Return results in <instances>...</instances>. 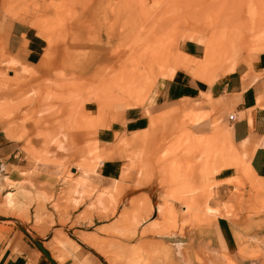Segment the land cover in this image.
<instances>
[{
	"label": "rangeland",
	"instance_id": "1",
	"mask_svg": "<svg viewBox=\"0 0 264 264\" xmlns=\"http://www.w3.org/2000/svg\"><path fill=\"white\" fill-rule=\"evenodd\" d=\"M0 8L8 16L25 19L42 33L47 42V61H44L47 63L39 72L32 73L29 79L5 83L4 87L10 88L9 96L17 101V105L7 116H0L4 132L6 134L8 128L16 131L20 135L21 151L33 161L35 153L32 149L40 147L43 142V139H34L35 130L46 127L53 130L64 147L56 149L54 143L46 146L48 156L60 160L61 164L47 162L33 169L32 177H38L36 186L26 178L28 174L19 178L22 174L10 171L9 166L4 165L11 180H20L22 186L35 189L37 194L30 204L25 202L23 210H16L7 207L3 196L8 189L4 187L0 192L2 229L9 226L20 231L19 226L27 230L25 226L30 225L31 229L37 230L39 226L54 225L60 227L54 230L56 235L61 233L70 237L62 229L68 217L61 201L72 207L81 205L79 214L82 217L96 211L98 216L102 214L103 220H110L97 228V235L106 240L122 241V245L117 242L126 248L122 254L116 252L107 256L95 249L109 264H135L137 259L131 249L144 242L146 232H154L163 239L164 244L159 240L147 242L157 254L155 264H168L173 249L181 244L180 247L189 249L196 260H202L201 253L216 249L199 242L197 254L184 241L193 237L190 230L208 226L221 216L232 224L237 244L234 253L228 255L248 259L246 251L253 246L250 240L264 238V233L250 236L245 233L251 230L264 232V217L258 215L264 212V182L253 174L247 155L233 144L216 114L210 117L209 111L181 114V120L171 124L169 134L158 130L154 135L156 125L164 118L162 115L151 117L147 135L145 130L134 138H118L115 145L125 147L133 142H143L146 136L139 153L129 155L143 164L137 172L143 175V183L153 182L150 190L157 200L153 198L151 203L140 198L126 201L125 197L118 202L124 189L119 181H112L110 186L101 189L89 184L96 165L109 156L105 153L89 157L88 154L94 151L95 131L114 120V112L149 103L157 82L167 78L169 72L180 70L194 80L210 85L220 75L232 71L238 60H245L252 54L246 55V52L264 51V0H0ZM248 22H252L255 32L251 28L252 32L246 33L244 38L235 39L236 33L227 36L229 30ZM225 37L230 40L225 57L210 58L209 67L205 68L197 63L187 66L191 57L203 58L202 46H213L218 38ZM182 41L196 44L192 47L194 57L184 51L181 53ZM0 75L4 77L6 74ZM33 86L38 88L36 92L31 91ZM210 108L211 111L215 109L213 100ZM188 114L201 117V121L208 117L207 132L193 134L190 128H196L201 121L190 120ZM75 147L82 152L79 156ZM190 147L193 152L188 153ZM133 163L130 158L124 168ZM223 169H231L227 172L234 173L221 180L232 184L234 191L243 184L248 186L245 211L254 219H238L235 204L215 200L213 188L220 181H215L214 176ZM0 184L5 186L2 179ZM41 188H48L50 192ZM210 198L214 199L216 209L204 212L203 205ZM161 199H168L173 214L165 213L159 218L154 213ZM118 203L128 205L117 214ZM151 212L154 218H149ZM133 215L145 217L139 224L147 223L142 230L139 225L131 223ZM156 219L160 226L150 231V223ZM110 226L117 227L121 234L100 231ZM75 234L86 243L83 240L85 235L96 233ZM69 237L72 249H75L77 244ZM260 261L264 263V258L257 262Z\"/></svg>",
	"mask_w": 264,
	"mask_h": 264
},
{
	"label": "crops",
	"instance_id": "2",
	"mask_svg": "<svg viewBox=\"0 0 264 264\" xmlns=\"http://www.w3.org/2000/svg\"><path fill=\"white\" fill-rule=\"evenodd\" d=\"M195 46L196 44L191 41H182L181 43L182 51L189 54H192ZM46 49L47 42L42 33L32 28L25 19L8 16L0 8V73L6 74L4 77L0 75L1 82L10 83L21 78L29 79L32 73L39 72L47 63L44 62L47 61L45 59ZM246 53V55L252 54L245 60H238L232 71L219 76L210 85L194 80L188 74L177 70L170 77L157 82L149 103L125 107L114 112L115 119L110 121L107 126L99 127L93 136L94 151L88 154L89 157L105 153L109 157L100 160V163L96 165L94 173L90 175L89 184L101 189L110 186L112 181H119L124 189L119 194L118 202L123 197L126 201L139 198L148 199L150 203L153 198L156 201L157 196H153L150 190L153 182L143 183V175L137 173L143 164L139 163L138 158L129 155L133 152L139 153L141 147L145 145L146 136L143 142H133L125 147H117L115 143L120 137L134 138L141 131L146 130L147 135L151 117L162 115L163 117H161L164 118L156 125L153 135L158 130L169 134L171 124L180 121L181 114L183 116L188 112L199 114L208 111V117L216 114L220 123L225 127L224 129L228 130L233 144L241 153L247 155L248 165L253 174L264 182V51ZM6 58H11L16 62L14 65L16 68L14 66L6 67L3 63L7 60ZM21 66L28 69V72L24 73L25 75L18 73ZM9 89L4 86L0 87V102L13 99L9 96ZM6 98L10 99L6 100ZM212 100L215 105L213 111L210 108ZM229 114H232V119L227 118ZM206 119L201 121L196 128H190V131L193 134L196 131L206 133L209 125V122L206 123ZM20 146V140H12L6 136L4 122L0 120V165H2L0 174L8 175L7 168L4 166L7 165L10 171L22 174L19 178L28 174L26 178L36 186L38 177H32L31 171L47 163H37L35 157L34 161L27 159ZM75 150L77 156L82 153L76 147ZM130 158L134 160V163L125 169L124 163ZM227 171H231V169H223L214 176L215 181H220L213 188L215 200L218 203L228 201L235 204L238 219L239 217L254 219L253 215L249 217L245 211L248 186L243 184L234 191L232 184L221 181L234 174ZM42 190L50 192L48 188ZM126 205L128 204L120 206L118 203L117 214ZM61 207L68 217L66 226L62 229L67 231L70 235L67 237L77 244L75 249L69 248L75 257L60 255L61 260H59L50 250V247L54 245L53 240L56 235L54 230L60 227L39 226L37 230H34L30 228V225H26L25 227L31 235L28 237L23 232L9 226H6V230L2 229L4 225L0 223V264H52L37 248L33 240L38 241L55 264H77L79 262L80 264H109L94 248L84 243L76 234L74 235V232L99 234L97 228L107 224L110 220H103L102 214L98 216L96 211H91L88 216L82 217L79 214L82 209L81 205L72 207V205L61 201ZM152 215L153 212L149 218L155 217ZM258 215L264 217V212ZM70 222H73L72 225ZM146 224V222L141 223L139 230H142ZM240 228L239 225L241 234ZM190 231L193 237H188L184 242L197 254L200 248L199 242H203L208 247H215L225 255L233 254L236 249L233 226L224 217L217 216L210 225ZM245 233H250L247 235L250 236L260 235L264 232L258 233L251 230ZM158 240L164 244L163 239L156 236L154 232L143 234L145 242L155 243ZM234 260V264H249V260L252 261L249 258L239 257ZM255 264L264 263L260 261Z\"/></svg>",
	"mask_w": 264,
	"mask_h": 264
},
{
	"label": "bare ground",
	"instance_id": "3",
	"mask_svg": "<svg viewBox=\"0 0 264 264\" xmlns=\"http://www.w3.org/2000/svg\"><path fill=\"white\" fill-rule=\"evenodd\" d=\"M5 11H7V9H5ZM260 23H261V21H260ZM251 24H252V22H248V23H244L242 25H238L237 27H234L233 30H229L228 31L229 32L228 33L229 35H227V36L228 37H230L231 35L234 36V34L236 33L237 36L234 37L235 39L244 38L246 33L252 32L253 27H251L252 26ZM259 26L260 25L258 24V27ZM251 28H252V30H251ZM253 31L255 32V30H253ZM259 33H257V34H259ZM228 37H225L226 39H224V38H222V39L218 38L213 46L211 44L210 45H206V46H202V48L204 50V52H203L204 55L203 54H201V55H203V58L201 56L202 59L197 60V59L191 57L190 58V61H187V63H188L187 66H190V65L192 66L193 64L195 65L197 63L198 65H202V67L205 68L206 66L209 67L208 60L210 58H217L219 56L225 57V55L227 54V49H228V47H230V40L227 39ZM181 53H183L182 50H181ZM189 56H193L194 57L193 54H191V55L189 54ZM221 60H222V58H221ZM221 60H219V62ZM3 63L6 65V67H12V66H14L16 64V62H14L11 58L5 60V62H3ZM14 67L16 68V66H14ZM26 72H28V69H26V68H24L22 66L18 69V73H20V74H24ZM172 74H173V72H169L168 77H170ZM196 75H198V74L196 73L195 76ZM7 84H8V82H7ZM3 86H5V82H1L0 81V87H3ZM37 90H38L37 87H35V86L31 87V91L36 92ZM202 94H204V93H202ZM204 95H207V94H204ZM16 105H17V101L15 99H11L9 101L0 102V116H7L8 112L10 110L16 109ZM7 106H10V107L7 108ZM188 117L190 118V120H195V122L196 121L198 122V121H201L202 120L201 117H198L196 115L188 114ZM195 122H193V123H195ZM35 123H37V122H35ZM15 132H14V130L8 128L7 131H6V136L8 138L12 139V140H16L17 141V140H19L20 135L17 134V132L16 133ZM32 134H33V132H32ZM34 139H41V140L43 139L42 140L43 142L41 143L40 147L32 149L34 151V153H35V156L34 157L36 159V162L37 163H45V164L47 162H51V163H54L57 166H59L61 164L60 160H56L55 157H51V156L49 157L48 156L49 154H48L47 148H46V146L49 143H51V144L54 143L56 149H61V148L63 149L64 148L62 146L63 143H61L55 137L54 131L51 130V129H47V127L46 128H40L37 131L35 130ZM202 143H203V141H202ZM202 145H204V143ZM31 148H32V146H31ZM44 148H46V149H44ZM205 148H207V147H205ZM187 149H188L187 150L188 153L193 152V147H190V148H187ZM209 150H210V148H209ZM205 153H209V152L208 151H205ZM217 159H218V157H217ZM217 159L215 158L214 162H216ZM216 163H213L212 165H214V164L216 165ZM85 164H87V163L85 162ZM203 165H205V164H203ZM232 165H234V164H232ZM203 167H205V166H203ZM1 169H3V168H1ZM213 171H214V169H213ZM0 177H2V178H0V180L2 179L3 182L5 183V186H2L0 184V192L3 190L4 187L6 189H8L6 192L4 191L5 192L4 193L5 196H3L4 199H6V202L8 204L7 207L10 206L11 208L16 209V210H23L25 202H29V204H30V202H32V200L34 199V196L37 194L34 191L35 189L34 190H30L31 187H30V189H28V188H25L24 186H22V182L20 180H11L8 177V175L3 174V173L0 174ZM24 181H23V183H24ZM38 194H40V193H38ZM170 194H171V192L169 194H167L168 197H170ZM167 200L161 199L158 202L157 209H154V213H157V215L159 216V218H162L165 213H169V214H173L174 213V209L169 205V203H168ZM209 202L212 203V204H210L211 206H209ZM208 209H211V210H215L216 209L215 202H214V199L213 198H210L203 205L204 212H206ZM149 213H150V210H149ZM132 218L133 219H132V222L131 223L133 225H135V226H138L140 224V222H143L145 220V217H143V216H141L140 218H136V216L133 215ZM150 224H151V226L149 227V230L150 231H154V230H156L160 226V222L157 219L154 220V221H152ZM100 231H102L103 233L104 232H109V233L110 232H115V233L116 232H119L121 234V231L117 227H111V228H108V229H103L102 228V229H100ZM106 239H104L103 236H100V235H97V234H87V235H85V237H84L83 240L87 244H89L92 248L96 249L99 253H101L102 255H105V256H107V254H109V253L114 254L116 252H120L121 253V251L122 252L125 251L126 248L122 247L121 246L122 244L120 243L122 241L119 242L117 240L121 244L120 245L115 240H106ZM253 239L254 240H252V239L250 240V243L253 245L252 248H251V250L248 251V252L246 251V254L252 260L251 261V264H255L261 258H264V238H263V240H260V239L258 240V239H255V238H253ZM53 241H54V245L52 247H50V250L52 251V253L54 254V256H55L56 259L61 260L60 255H62L63 257H65V256L66 257H72V258L75 257V256H73L72 252L69 249V248L72 247L71 246V242L68 239V237H66L64 234H61V233L58 234L57 233V235L55 236V238H54ZM180 246L179 247L178 246H175V248L173 249V251L171 253L172 254V257L168 258V261H169L168 264H222V262L224 264H234L235 263V260H234L235 257L229 256V255H225V254L219 252L217 249L207 250L206 252H203V254L200 252L201 253L200 256H202L201 257L202 260L201 259L198 260L199 258L196 260V258H194L193 254L190 252L189 249H186V248L180 247ZM151 249H152L151 248V245L148 244L145 241L137 244V246H135L134 248H132L131 249L132 255L135 256V259H137V262H135V264H142L143 261H144L143 264H155L154 259L157 258V257H155L157 254H156L155 251H152ZM196 257H198L197 254H196ZM77 264H80V262L77 263Z\"/></svg>",
	"mask_w": 264,
	"mask_h": 264
},
{
	"label": "water",
	"instance_id": "4",
	"mask_svg": "<svg viewBox=\"0 0 264 264\" xmlns=\"http://www.w3.org/2000/svg\"><path fill=\"white\" fill-rule=\"evenodd\" d=\"M19 229L21 232H23L25 235H27L28 237H31L30 233L25 230L24 228L19 226ZM34 244L37 246V248L44 254V256L52 263L55 264L51 258L49 257V255L47 254V252L45 251V249L38 243V241L33 240Z\"/></svg>",
	"mask_w": 264,
	"mask_h": 264
},
{
	"label": "built area",
	"instance_id": "5",
	"mask_svg": "<svg viewBox=\"0 0 264 264\" xmlns=\"http://www.w3.org/2000/svg\"><path fill=\"white\" fill-rule=\"evenodd\" d=\"M227 118L232 119V114H229Z\"/></svg>",
	"mask_w": 264,
	"mask_h": 264
}]
</instances>
